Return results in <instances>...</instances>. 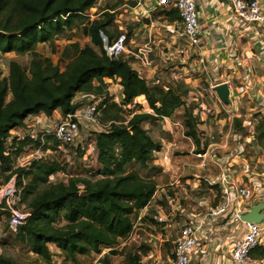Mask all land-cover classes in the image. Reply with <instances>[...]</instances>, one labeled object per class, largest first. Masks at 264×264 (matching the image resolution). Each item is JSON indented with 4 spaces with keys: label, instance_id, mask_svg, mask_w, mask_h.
Listing matches in <instances>:
<instances>
[{
    "label": "trees",
    "instance_id": "16d2710c",
    "mask_svg": "<svg viewBox=\"0 0 264 264\" xmlns=\"http://www.w3.org/2000/svg\"><path fill=\"white\" fill-rule=\"evenodd\" d=\"M105 1L0 0V55L12 53L30 58L27 68L10 60L4 77L0 69V186L16 174L17 187H23L22 203L31 216L13 236L14 242L47 264H56L49 244L71 264H81L79 257L100 255L103 250L107 253L98 264H113L118 243L128 239L138 212L150 204L156 186L167 180L162 170L153 165V155L161 150V144L144 129L145 121L170 117L183 108V134L193 142L194 153L203 152L210 143L201 141L198 120L193 115L195 105L185 101L184 86L169 82H163L165 89L151 86L139 78L130 65L131 59L124 54L107 57L100 32L112 37L108 28L115 17L124 11V6L135 3L132 0ZM91 8H96L93 20L89 16ZM156 16L170 24L178 20V14L169 9ZM115 31L117 35L121 32ZM125 31L130 39L134 27ZM78 35L88 41L82 48L72 41ZM62 38L71 44L63 48L56 64L37 52L39 46L52 45ZM106 79L119 81L125 104H133L143 96L152 113H134L129 118L118 106L107 103L102 109V121L119 124L112 125L109 132L92 133L97 160L90 168L79 164L80 170L85 169L82 172L76 166H69L59 152L51 161H33L26 172L22 169L11 172L13 159L34 143L31 138L23 141L14 138L9 154H4L11 130L23 127L29 117L41 114L50 117L56 111L64 116L73 112L74 95L77 92L103 95ZM137 107L141 108L138 104ZM237 120L234 127L240 123ZM256 122L254 139L263 147L264 119ZM135 167L154 173L141 176ZM90 171H94V175L89 176ZM59 177H67V180ZM153 211L149 210L144 216L143 224L146 219L156 224ZM7 217L8 214L0 210V220L5 222ZM143 244L125 255L124 264L141 263L142 256L148 252L145 242ZM251 256L264 258V249L254 250ZM0 264L18 263L0 254Z\"/></svg>",
    "mask_w": 264,
    "mask_h": 264
},
{
    "label": "built area",
    "instance_id": "2783aa9c",
    "mask_svg": "<svg viewBox=\"0 0 264 264\" xmlns=\"http://www.w3.org/2000/svg\"><path fill=\"white\" fill-rule=\"evenodd\" d=\"M225 1L235 26L258 28L261 32L264 31V0ZM123 9L126 18L131 17L135 22L138 21L136 23H144L147 33L142 42L133 45V38L139 35L138 31L134 29L129 39L125 31L128 25L124 19H122L124 22L122 25L117 15L111 24L113 27L117 25L110 31L114 35L110 37L100 32L107 57L117 58L124 54L131 59L130 65L137 71L139 78L144 79L151 86L165 89L163 82L155 76L153 56L154 52L159 51L161 63H166L168 66L164 70L169 72L170 83L186 87L194 83L195 81L189 76V71L197 72L198 70L194 66H188L190 69H187V63L183 57L186 56L189 59L194 55L202 56L200 53L204 40L203 29L197 15V0H135L134 6H124ZM166 9L175 11L178 14V20L171 24L163 21L158 25L153 16ZM129 10L135 11L136 15H129ZM95 12L96 8H91L89 15L91 20L95 18L93 15ZM156 27L162 30L163 37L160 40L154 37ZM116 29L121 31L120 34L115 33ZM255 35L259 33L256 32ZM232 44L235 46V41H230L228 47ZM179 55L182 58H179ZM246 56L242 62L239 61L240 67H237L238 84L232 83L225 72H222L220 65L216 64L212 73L206 69L203 71L209 79L205 82V86H196L195 97L185 99L188 104L195 105L193 115L200 121H205L213 115L210 104L214 105L218 110L217 114L224 115L223 122L228 124V131L220 137L219 145L210 142L203 152L191 153L197 162L195 168L207 172L198 178L199 185L192 188L195 192L194 204L184 205L179 199L173 197L169 199L167 209L159 207L158 214L153 216L156 225H163L162 230L165 233L174 218L180 219L182 223L172 243L171 257L166 264H192L194 260H198L197 258L204 263L211 255L215 257L214 264H264V258L253 259L251 256L254 250L264 249V228L260 227V223L264 222V216L259 223L241 220V217L249 213L254 205L264 203V167L258 170L260 173H257L246 157L247 145L255 143L253 120H243L241 115V104L247 97L255 102L253 110L256 119L254 120L264 119V92L253 90L252 77V73L256 75L253 67L255 62L264 67V54ZM201 63H204L202 59ZM259 79L263 85L264 70ZM220 84H227L229 87L230 104L227 106L220 103L214 92V88ZM104 85L103 95L77 92L71 102L75 110L69 114L62 116L57 113L50 117L41 114L29 117L25 120L23 127L11 130L10 138L5 142L4 154H9V147L14 138L16 141H23L26 138L34 141L13 159L11 172L16 173L20 169L26 172L33 161H51L58 152L68 163H72L73 157H76L82 160L86 168L95 165L97 153L95 144L91 140L92 133L109 132L112 125L119 124L115 121H102V109L105 105L112 103L123 111L130 112L129 115L125 114L129 118L134 113H139L137 102L133 104L123 102L122 87L118 80L106 79ZM204 99L208 102L206 103ZM170 117L162 118L164 126L166 123L171 124ZM237 119L241 120L245 136L234 129V122ZM173 125L171 126L175 128H184L181 123L175 122ZM200 137L204 143L205 137L201 135ZM230 137L236 142L232 148L228 145ZM47 138L50 139L47 140ZM209 138L213 139L212 134ZM27 148L29 150L26 151ZM216 149L225 152L218 156L215 153ZM261 151L264 152V149ZM158 159L161 160L160 167L167 168L166 166L171 163L169 150L161 153ZM91 175H94V171L89 172V176ZM179 183L176 185L182 191H186V186ZM22 190L23 187L19 188L16 185V174L0 186V210L8 214L5 222L9 232L13 234L17 233L31 216L22 203ZM262 213L264 214V210ZM144 216L142 209L133 222L128 239L124 241L128 243L127 245H131L133 241L138 244L137 240L140 237L136 229L142 225ZM162 239L164 240L163 237ZM144 242L150 249L153 248L150 241ZM153 264L162 263L155 259Z\"/></svg>",
    "mask_w": 264,
    "mask_h": 264
},
{
    "label": "rangeland",
    "instance_id": "374dc122",
    "mask_svg": "<svg viewBox=\"0 0 264 264\" xmlns=\"http://www.w3.org/2000/svg\"><path fill=\"white\" fill-rule=\"evenodd\" d=\"M109 1L106 0L105 3ZM100 3V2H99ZM94 10H92L93 12ZM129 15H136L135 11L129 10ZM123 13V12H122ZM118 14V20L121 21L122 25H124V22H122V19H125V15L123 13ZM122 15V16H121ZM198 15V20H199V13H197ZM121 17V18H119ZM120 25V24H118ZM116 26H110L108 28L109 31H111L112 29H115ZM259 30V32H258ZM254 32L252 33V36L256 39L255 43L254 41H251L250 37L251 35L242 38L240 45H238L239 43H237L238 45V50H241V46H247V50L250 51V54H254L257 55L259 53L264 54V42L261 41L260 36L262 37V35H264V31L261 33L260 29H254ZM116 32V31H115ZM251 32V30L249 31V33ZM259 33V35H255V33ZM80 34V33H79ZM114 35V34H113ZM250 40V41H249ZM73 42H78L80 45V48H82L84 46L85 43H87V39H85L84 37H81L80 35L73 37ZM235 41V40H232ZM72 42V43H73ZM236 43V41H235ZM71 43L67 42L64 38H62L61 40H57L54 44L52 45H41L37 48V52L42 56V57H49L53 64H56L58 58H60V54L63 51V48L69 47ZM236 45V46H237ZM240 46V47H239ZM232 48L234 47L233 44L231 46ZM155 58H154V68L156 70L155 72V76H157L162 82L166 83V82H171L170 80V75L169 72H167L166 68H168L166 63H160L159 60V56H160V52L156 51L154 52ZM192 59H194V56H192V58L187 59V62H190ZM10 60H16L18 63H20L23 67L27 68L29 63H30V58L25 55V56H16L15 54H6V55H0V69H1V75L2 77L6 76V70H7V66ZM187 69H190L188 67V63H187ZM254 70H255V74L257 76H260L261 72L264 70V67L262 66V64L255 62L253 64ZM189 76L192 78L193 81H195L194 83H192L189 86H184V88L187 90V95L185 96V99L187 100L189 97L194 98L195 94H196V86L199 87H203L205 86V82H208L209 79L206 77L205 74L201 75L198 72H191L189 71ZM201 75V76H200ZM212 80H214V78H211ZM235 84L239 83V80H235L234 81ZM113 91V90H112ZM117 91V90H116ZM204 101L207 103V99H204ZM145 103V102H144ZM211 110H213V115L210 116L209 118H207L205 121H200L198 120V124H199V132L200 135L202 137H205V139L210 142H215L217 145H219L220 143V137L222 135H224L227 131H228V124L226 122H223V118L224 115L223 114H217L218 110L215 109L214 105L210 104ZM255 108V102L252 101L251 99L245 97V100H243L242 104H241V115H242V119L243 120H253V132L254 135L253 137L256 136L255 133V124L257 123L256 120V114L254 112ZM145 111H141V112H146V113H152V111H150V109L145 105ZM124 114L127 113V111H123ZM182 113H183V108H180V110L178 111V114L175 115L174 117V121L177 122L179 121L181 124L182 123ZM257 120H259L257 118ZM105 122V121H103ZM240 122V123H238ZM237 123L239 125L236 124V126L234 127L235 131L238 133H242L243 136H245L246 134L243 132L242 129V123L241 120L238 119ZM162 126H163V122L162 119H155V120H148L145 121L143 123V127L144 129H146L148 131V134L154 138L155 140H157L159 137L161 138H168L165 135V132L162 130ZM175 128V127H174ZM178 134L173 137V136H169V139L174 142L173 144H175L174 148L177 149L176 150H171L169 151V155L171 157V163L170 165L166 166L167 168H161L163 171H172L171 175L175 178H177L178 180H180L181 182L179 183L180 185H184L185 182L190 179H197L200 178L201 176H204L207 172L201 169H198L199 171L193 172V171H189L187 174H183L181 175V170H178V172L176 171V168H174V163L175 162H179L180 160H183L185 162L189 161V163L191 164V152L195 149L193 142L186 138L183 134L184 132V128H178ZM212 134L213 139L209 138V135ZM174 140V141H173ZM236 144V142L230 137L228 139V145L230 148L234 147V145ZM244 144V143H242ZM264 144V142H263ZM253 147V148H252ZM261 149H264L263 147H260L257 145V142L252 143L250 146L247 145V159L251 165V167L253 169L257 170V173H260V169H262L264 167V152L261 151ZM165 151H168L165 150ZM190 151V153H189ZM225 151L224 150H219L216 149L215 153L219 156L221 154H223ZM173 153H175L173 155ZM194 153V152H192ZM188 157H190L188 159ZM67 161V160H66ZM182 161V162H183ZM79 164H83L82 160H79L76 157H73V162L72 163H68L69 166L71 167H77L78 171L81 170H85L84 168H82L81 165V170L79 168ZM197 162L194 164L196 165ZM193 165V162H192ZM193 166H191V168H195ZM94 166V165H93ZM139 174L141 176H151L154 172H148L145 170H141L138 169V167H135ZM187 169H185L186 171ZM255 170V171H256ZM82 172V171H81ZM214 172V171H213ZM211 172V173H213ZM85 176V175H84ZM69 177V176H68ZM59 179L61 180H67V177H59ZM2 180V177H0V181ZM185 187V186H184ZM172 189V187H165L164 191L162 192L161 197H163V202L164 204L162 205L164 209H167V205H168V201L166 199H171L173 197L179 199L182 204L184 205H190V204H194L193 201V196L195 194L194 190H191L192 188H190V186H188V188L186 187V191L184 194L183 191H181V189L179 187ZM170 193L172 194L170 196ZM161 200V201H162ZM181 221L178 218H174L171 221V225L170 227L167 228L168 232L166 234H163V232L160 233V229L158 227V225H156L154 222L149 221L146 219V223L142 225H139L137 228H139L137 235L140 237L138 238V244L134 243V241L132 242V244L134 245L133 247L130 248V246L132 245H127L128 243H124V242H119L116 249L118 251L117 255H114L112 258L113 264H124V258L125 255L127 253H129L130 251H133V248L135 247H141L142 245H144V241H150L151 245L153 248L149 249L148 248V252L147 254H145L144 256H142L141 258V263L140 264H153L155 259H158L160 261V263L162 264H166V261L171 257V252H172V248H173V241L175 239V236L178 234V230L180 229L181 226ZM61 225H63V223H61ZM260 227L264 228V222L260 223ZM136 232V230H135ZM160 234H162L161 236L164 238V240L162 239V237L160 236ZM15 234H10L9 230L7 228V224L0 220V254H3L5 256L11 257L13 258L18 264H47L44 261H42L38 256H36L35 254H32L30 251H28L26 248L20 246L19 244H17L16 242H14V236ZM162 240V241H161ZM49 249L52 253V260L54 263L56 264H71L69 263L67 260H65V256L64 254H62L56 247H54L52 244H49ZM146 246V245H145ZM134 252V251H133ZM107 253V250H103L101 252L100 255H96L93 254L91 256L88 257H79L78 260L80 261L81 264H98V260ZM253 258V257H252ZM199 260V258H197ZM253 259H260V258H253ZM196 260L194 262V264H201L200 261ZM193 264V262H192Z\"/></svg>",
    "mask_w": 264,
    "mask_h": 264
},
{
    "label": "crops",
    "instance_id": "0c3cea01",
    "mask_svg": "<svg viewBox=\"0 0 264 264\" xmlns=\"http://www.w3.org/2000/svg\"><path fill=\"white\" fill-rule=\"evenodd\" d=\"M132 1H134V3H135V0H132ZM197 5H198V13H199V22H200L202 29H203L204 45L201 48L202 52L200 53V54H202V56L200 57V56L194 55V59H192L190 62H187L188 58L186 56H184L183 60L185 61V63H188V66H194L195 68H197V70H198L197 72L201 75L204 74L203 71L205 69L208 72L212 73V71H214V68H216L215 65L219 64L222 72H225V74L228 76V78L232 80L231 81L232 83H234L235 80L238 81L237 67H240V66H238L239 61L242 62L243 59H245L247 57L246 55L250 54L249 53L250 51L247 50V46H244V47L241 46V50L239 51L238 45H240L242 38H245L249 35H251L250 40L254 41V43H255L257 38L256 37L254 38L252 36V33L254 32L253 31L254 28L250 29V28H245V27L243 28V27L235 26L234 23H232L233 20H232L230 11L228 10V4L226 2H220L218 0H197ZM130 7H132V6H130ZM124 18H125L124 21L127 23L128 27L129 28L134 27V29L137 30L138 34H139L136 38H133L134 41H132V44L135 45V44L142 42V39L144 38V36L147 33V30L145 28L144 23H136L138 21L135 22V20L134 19L132 20L131 17H127V18L124 17ZM153 19L155 20V22L158 25L160 24V22H162L161 18L159 16L155 15V17ZM250 30H251V32L249 33ZM258 32H259V30H258ZM154 37L157 40H160L163 37L162 30L156 27L155 32H154ZM232 40L236 41V45H237V43H239V44L237 46L235 45L233 48L228 47V44ZM137 41H139V42H137ZM261 41L264 42V35H262ZM233 55H236V56H233ZM159 57H160L159 60L161 63L162 62L161 61V54ZM154 58H155V55L153 56V59ZM179 58H182V56L179 55ZM189 58L191 59L192 56ZM201 59L204 61V63H201ZM186 66H187V64H186ZM241 66H243V65H241ZM213 75L216 76L217 74L213 73ZM252 77H253V81H254L253 90L264 92V84L262 85L261 80L259 79V76L254 75V73H252ZM204 83H205V81H204ZM136 102L141 107V108H138L139 112L146 110L145 109L146 104L144 103L145 99L143 96L138 97L136 99ZM179 110L180 109L176 110L174 112V114L170 117L171 124L166 123L164 126V122L162 120V122H163L162 130L165 132V135L168 138L159 137L157 140H155L153 138L155 141H157L161 144V150L159 152L154 153V155H153V159H154L153 165L159 167L160 169H161V167H160L161 160L158 159L160 157V154L163 153L167 149L170 151L171 148H172V150L177 151V149L174 148V146H175V144H173L174 142H172L169 139V136L175 137L178 134V131H177L178 128H174L172 126H174L173 125V123H175L174 117L176 114H178ZM57 113H58V111H56L53 114V116ZM176 123H180V122L177 121ZM189 153H190V151H189ZM174 154L175 153H173V155ZM189 158L190 157H188V159ZM190 160H191V164L189 163V161L185 162L183 160H180L179 162H175L173 166H174V168H176L177 172H178V170H181V175L187 174L188 170L193 171V172L199 171L197 168H191V166H193L196 163L193 156H191ZM192 162H193V165H192ZM194 167H195V165H194ZM185 169H187V170L185 171ZM171 172H172L171 170L170 171H163L162 170L161 173L165 174L167 176V180L165 182L162 181V183H159L156 186V191L152 197L150 204L143 209L144 215H147L149 210L152 213L153 209H154L153 214H156V213L158 214L159 207H163V206L157 205L155 203L156 202L158 203V201H161L163 199V197H161V195H162V192L165 190L164 189L165 187L169 186V187H172V189H174L173 187H175V188L178 187L176 184H178L181 181L178 180L177 178L173 177L171 175L172 174ZM198 185H199V181L197 179H192V180L188 179L184 184V186H186L187 188H188V186H190V188H193V187H196ZM183 193L186 194L185 191H183ZM158 227L160 229V233L163 232V234H166L168 232L167 228H166V230H167L166 233L162 230L163 225H158ZM136 230L138 231L139 228H137ZM161 235L162 234H160V236ZM214 259H215V257L213 255H211L207 261H205L204 263H201V264H214L215 263ZM195 261L196 260H194L193 263Z\"/></svg>",
    "mask_w": 264,
    "mask_h": 264
},
{
    "label": "water",
    "instance_id": "95a60500",
    "mask_svg": "<svg viewBox=\"0 0 264 264\" xmlns=\"http://www.w3.org/2000/svg\"><path fill=\"white\" fill-rule=\"evenodd\" d=\"M220 2H226L225 0H218ZM214 92L222 105L230 104V91L227 84H220L214 88ZM264 203L254 205L251 211L241 217V220L248 223H259L263 219Z\"/></svg>",
    "mask_w": 264,
    "mask_h": 264
}]
</instances>
